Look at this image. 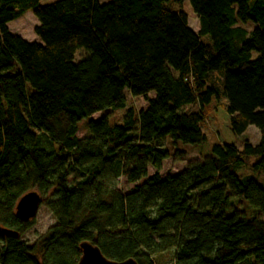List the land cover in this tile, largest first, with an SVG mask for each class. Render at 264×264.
Instances as JSON below:
<instances>
[{
    "label": "trees",
    "instance_id": "1",
    "mask_svg": "<svg viewBox=\"0 0 264 264\" xmlns=\"http://www.w3.org/2000/svg\"><path fill=\"white\" fill-rule=\"evenodd\" d=\"M39 1L0 0V226L20 234L0 236V264H76L83 241L138 264L169 249L174 264H264V181L236 173L247 164L264 176V0H189L198 31L170 0ZM27 10L39 42L7 27ZM248 20L250 33L237 25ZM125 88L146 106L119 125L90 119L77 137L82 118L125 105ZM222 99L232 132L254 125L259 142L214 143L162 177L171 152L160 139L202 142L210 103ZM121 176L132 190L118 188ZM34 190L56 223L28 245L32 219L14 211Z\"/></svg>",
    "mask_w": 264,
    "mask_h": 264
},
{
    "label": "rangeland",
    "instance_id": "2",
    "mask_svg": "<svg viewBox=\"0 0 264 264\" xmlns=\"http://www.w3.org/2000/svg\"><path fill=\"white\" fill-rule=\"evenodd\" d=\"M53 1L56 0H40L39 3L41 5H48V3ZM97 1L100 4H103L109 0ZM253 1L254 0H248V4L252 5ZM167 5L175 10H182L187 16L190 28L194 29L195 31L199 30V19L195 16L192 7H190L189 0H182L179 4L174 0H170L168 1ZM237 25L247 29L248 33L257 27L252 21L249 20L246 21V23L238 21ZM37 26L38 21L36 16L33 15L32 10H27L25 13L21 14V16L7 23V27L11 33L19 35L27 42L40 41L38 36L35 34V28ZM201 40L207 44L211 43V39L207 34H203V36H201ZM85 55V50L79 49L74 53L73 61L77 62ZM256 55L257 54L255 52L252 53L253 57H256ZM28 91L30 92L31 88L28 87ZM122 93L125 98V105L123 107H119L115 110L104 109L90 116L82 118L79 121V129L76 131V136L84 137L88 134L86 125L88 123L87 121L90 119L97 120V118H100L101 116H107V120L110 124L119 125L124 122L123 117L129 107H132L138 112L141 108L146 106L144 97L133 96L127 88H125ZM153 93V91H150L148 96L151 97ZM221 102L224 103V100L222 99L217 102L216 100H213L210 103L211 109L206 113V119L201 124L202 131L206 138L202 142L197 143L196 145L189 143L185 144L181 141L174 142V140H171L170 136H165L164 139H160L161 141L159 144L166 147L167 150L171 152V155L163 161L161 170L159 171L162 177L176 174L185 170L187 166L198 163V161H201V159L207 158L211 155L210 147L214 143H232L236 148L241 149L244 140H248L250 144H256L259 142V131L254 125L249 126L244 132L240 133V135H236L232 132L230 126V115L227 114L225 108L223 105H221ZM184 108H187V106ZM255 159V157H252L251 162ZM236 170V173L240 178L246 175H254L260 182L264 181V176L262 174H255L252 172L247 164H242ZM154 171L155 169L149 167L148 174L152 175ZM117 186L121 191H130L134 187L133 184L126 183V180L123 176L118 179ZM233 203H235L238 208L242 207L241 204L237 203L236 200H233ZM249 207L250 208H245L247 213L250 215L256 214L257 216H260L259 213H256V208H252L251 206ZM55 223L54 215L51 211H49L48 203H43L40 205L36 217L32 219V225L25 231V233H23L21 239L28 245H32L40 236L45 234L48 227ZM154 239H158V236H155ZM173 255L174 249L166 250L162 253H158V255L155 256V261H157V264H174Z\"/></svg>",
    "mask_w": 264,
    "mask_h": 264
},
{
    "label": "water",
    "instance_id": "3",
    "mask_svg": "<svg viewBox=\"0 0 264 264\" xmlns=\"http://www.w3.org/2000/svg\"><path fill=\"white\" fill-rule=\"evenodd\" d=\"M41 196L34 190L25 193L15 206L14 213L16 217L22 221L31 220L36 217L37 211L41 205ZM9 235L13 238L20 234L14 229L6 226H0V236ZM81 257L76 264H138L133 258H125V260H111L101 253L99 247L91 242H81Z\"/></svg>",
    "mask_w": 264,
    "mask_h": 264
}]
</instances>
